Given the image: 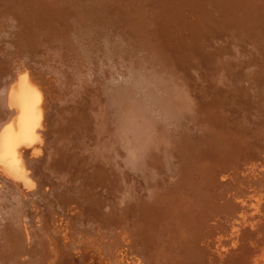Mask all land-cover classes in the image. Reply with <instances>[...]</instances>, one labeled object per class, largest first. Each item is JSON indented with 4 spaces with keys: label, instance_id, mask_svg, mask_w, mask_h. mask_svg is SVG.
I'll return each instance as SVG.
<instances>
[{
    "label": "bare ground",
    "instance_id": "obj_1",
    "mask_svg": "<svg viewBox=\"0 0 264 264\" xmlns=\"http://www.w3.org/2000/svg\"><path fill=\"white\" fill-rule=\"evenodd\" d=\"M168 2L80 0L74 5L72 0H0L1 7L6 12L11 9L8 14L16 19H7L4 12L7 22L4 17L0 20V48L4 45L0 54V164L7 174L19 180L26 177L6 158L10 120L17 112L10 103L24 114L23 101L27 100L10 95L19 72L11 62L18 54L13 50L17 46L19 55L37 54L40 67L58 76L54 80L61 96L46 107V130H39L46 135L43 153L38 164L29 166H35L46 181L69 186L77 199L83 198L80 206L87 223L81 217L75 234L94 243L95 236L115 238L120 231L135 230V246H140L142 256L151 247L153 254L158 250L166 255L164 264H207L202 254L207 252L206 241L217 248L212 223L219 212L243 211L251 203L254 188L256 192L262 189L264 197V61L254 63L257 57L264 59V0ZM186 9H194L191 13L198 18L191 13L181 15ZM180 27L191 33L192 47L183 46L185 34ZM53 28L57 32L50 37ZM224 31L230 37L221 39L218 34ZM235 46L242 54L236 59ZM67 76L72 81L69 85L65 84ZM21 80L24 89L28 80ZM235 103L243 106L235 107ZM252 107L253 112L249 111ZM4 175L0 176L1 264L19 252L23 240L17 227L23 194L15 191V178ZM254 179L257 187L249 186ZM233 183L239 185L232 187ZM110 193L116 197L110 198ZM52 201L59 202L58 197ZM129 206L136 210L134 219L131 212L127 214ZM240 211L245 217L246 212ZM100 220L105 229L100 225L102 232L93 234L97 226L93 222ZM67 251L69 260L74 251ZM217 251H211L214 259L209 255L213 262L209 264H217L216 255L223 258L224 253ZM260 255V260L256 256L246 264H264V253Z\"/></svg>",
    "mask_w": 264,
    "mask_h": 264
},
{
    "label": "rangeland",
    "instance_id": "obj_2",
    "mask_svg": "<svg viewBox=\"0 0 264 264\" xmlns=\"http://www.w3.org/2000/svg\"><path fill=\"white\" fill-rule=\"evenodd\" d=\"M72 1H73V4L75 5L80 0H72ZM168 1H169L168 3H170L171 0H168ZM152 2L157 4L159 2V0H152ZM172 4H173V1H172ZM8 8L9 7H7V10H8ZM154 8H155V6H154ZM159 8H161V7H159ZM187 8H189V7H187ZM0 9H3L4 10V8L1 7V4H0ZM156 9H158V8L156 7ZM0 11H2V10H0ZM15 11H19V10L16 9ZM193 11H194V9L193 10H189V9L187 10L186 9V10H183L181 12V15L190 14ZM4 12H5V14L7 13L6 14L8 16L7 19L10 18V17H11L10 19H12V20L15 19V17H12V14H8V13H12V10L11 9L6 12V7H5V10L2 12V14ZM212 13H213L212 14L213 16H215L216 18H218V16H216V13L215 12H212ZM0 14H1V12H0ZM5 14L0 15V20L1 21H2V18L4 16H6ZM194 15H195V17H194L195 19H196V17L198 18L197 13H194L191 16L193 17ZM5 20H6V18L4 17L3 18V21H5ZM15 20H14V22H15ZM6 22H7V20H6ZM81 26H82V24H81ZM180 28L182 30V27H180ZM201 28H203L202 30H205V27L204 26H201ZM183 30H185V29H183ZM183 30H182V32H184V34L187 36V37L185 35L182 36V39H184V40H182V42H184V41L186 42L187 41L186 43L185 42L182 43L183 46L186 45L188 47H192L193 39L191 38L192 37L191 33H189L188 31L187 32L186 31H183ZM202 30H200V32L201 33H204V31H202ZM197 31L199 32V30H197ZM56 32H57L56 29L53 28L52 31H49L48 32V35H50V37H51ZM44 33L47 34L46 31ZM228 35H229V33L226 32V31H224L222 34L221 33L218 34V36L221 39L222 38L225 39V38L230 37V35L229 36ZM189 42L191 43V45L189 44ZM217 43L222 48L225 46V43L224 42L218 41ZM231 45L232 44L230 43V46ZM2 47L4 48V45H2L1 48H0V54H2V51H3V48ZM234 48L236 49L234 51V53L236 55L235 56L233 55L234 58L235 59L236 58H240L242 56V54L241 53H238V50H239L238 46H235ZM13 50L16 53H18V54H16V56L15 55L13 56L14 58H12V61L11 62L14 64V66H13L14 67V70H17L18 69V71L20 73L18 72L17 73L18 75L16 74V76H15L13 82H12L13 83L12 86H14L13 90H15L13 92L15 94L12 91H10V95L11 94H13L15 96H16V94L17 95H22L23 99H26L27 98V100H24L23 101V103H25V101H26V106L25 107L23 106V108L25 109L24 110V114L21 112L20 109H18V107L16 105L10 103V108L14 109V111L17 110V112H15L13 114L14 117L11 116V120H10V121H12L11 124H10L12 128H11V132L8 135L9 136V140H8V143H7V146H6L7 153L8 154H7L6 158L8 160H10V161H13V163L15 164V166L18 169H20L21 172L23 171L22 174L24 176H26V177L19 180L18 178H15L13 176V174H11L8 170H7L8 171V174H7L6 173V169L4 170L3 165L0 164V173H1L0 176L2 177L4 174H6L7 177L4 175L5 178H8V177H11L12 178V177H14L15 180L14 181L12 180V183H13V185L15 187V191L17 190L20 193V195L23 194L22 195V198H23V200H22L23 203L22 204H23V206H21V211L22 212L20 211V213H19L20 216L18 215L19 221H18V225H17V227L19 229V232H20V236H21V238H23V240L21 242V247L18 250L19 252L16 255H14L13 257H11L9 259V262H7V264H62V261L63 260L64 261H68V262H65L63 264H71L72 263L71 260L74 262L72 264H108L111 260L112 261H115L116 260L114 263H117V264H150L149 262H151V264H164L163 262H165L164 258H166L165 257L166 255L164 254L162 256L161 252H158V250H156V253L158 255L156 253L153 254L152 251H151V247H148L147 254H144V256L141 255V248H140V246H138V247L135 246L137 244H135L136 241L133 238L134 237L133 234L136 235V232H137L136 231L134 233L135 230L132 231L133 233L127 232V231L124 232V233L122 231V233H121V231H120L119 232L120 235L119 236H116L115 238H110V237L109 238L108 237L105 238V236H103V235L101 237L100 236L99 237L95 236L96 239L98 238L97 241L96 240H93L94 243H95V241L97 242L96 244H94L93 242H91L90 239L88 237H86V236H85L86 239L85 238L83 239V235L81 236L80 234H75L74 228H75V225L77 224V221L80 220L81 217L84 219V221L86 220L84 218V217H86L85 216L86 214H84V212H82L81 209L83 207L80 206L81 205L80 202H81V198L82 197H80L79 199H77L75 197V196H78L77 195V192L72 191L69 186H63V185H61V187L66 188V189H63L60 186H58L59 185L58 183H55V182L54 183L53 182L51 183L49 181H46L40 172L37 173V170L35 169V166H33V167H30L29 166V165H33V164L34 165L35 164H38V162H39L38 159L41 158V155L43 153L42 151H43V148H44V142L46 141L45 140V136L46 135L44 134L43 131L46 130V128L44 127V125L47 123L46 122V119H45L46 115H45L44 111H45V109H46L47 106L48 107L50 106L51 103H55V102H58L59 101V98H56V97H58L59 94L61 96V93L59 92L58 84L55 83V80H54L55 78L57 80L58 79V76L53 72V70H50V69H47V68L45 70V68L40 67V64H38V63H39V61H41V59H39V58L36 59L37 57H39L37 54L33 55L34 53L31 52V54L29 53L31 55L30 57H29V54H24V55L21 56V54L19 55L17 46H14L13 47ZM32 55L34 56V58H33ZM35 56H37V57L35 58ZM31 57H32V60H31ZM33 60L36 61V62L34 63ZM244 61L246 63H249L246 60H244ZM259 61L262 62V61H264V59L257 57L256 60H254V63H260ZM232 63L236 64L235 61H233ZM9 69H10V67H9ZM9 71L11 72V69ZM194 74L197 75L195 72H194ZM17 76L20 77L21 79L23 77H25L26 80H28L27 81L28 82V85L26 87H24V89H21L20 88L21 85H22L21 84L22 80L20 78H19L20 80H18L17 79ZM66 79L69 82H67L65 84L66 85L67 84L69 85V83L72 82V81H71V79H70L69 76H67ZM260 82H261V80H259V83ZM219 87L220 86L218 85V88ZM232 97H233V94H232ZM8 98H9V96H8ZM234 99L236 100V98H234ZM44 101H46L47 103H45ZM236 102H238V101L236 100ZM240 105H238V104L235 103V107L240 108L241 106H243V105H241V106ZM42 107H44L43 110H42ZM254 108L255 107H252V109H249V111H252L253 112V109ZM234 110L236 111V109H234ZM237 111H238V109H237ZM248 115L250 116V114H248ZM19 121H21V122H19ZM21 123L22 124L24 123V125H22ZM35 128H36V130H35ZM39 130H43V131L42 132L41 131L39 132ZM251 131H253V130H251ZM246 134L249 135V133H246ZM246 134H245V136H247ZM254 145H259V142L258 143L256 142V144H254ZM32 162H33V164H32ZM22 164H24V166ZM32 169L35 170L34 172H36V174L35 173L32 174L33 173L32 172ZM24 172H25V174H24ZM9 174H11V176ZM29 175H30L31 179H30ZM34 176H37V177H35V180L36 181H34ZM38 176H39V178H38ZM1 177H0V179H1ZM135 177L136 176H133V180H136ZM21 180H23V181H21ZM262 180H263L262 181L263 184H261V188H263V186H264V178ZM112 181H111V184L114 182V181L113 182ZM17 182H19V183L17 184ZM134 182H136V181H134ZM238 182H239V184H241L240 181H238ZM22 183L25 184V185H23ZM239 184L236 183V185H235V183H233L232 187L234 185H235L234 187H237ZM247 184L249 185V183H247ZM247 184L245 186H248ZM255 185H257V184H256V180L254 179V183H250L249 186L257 187ZM36 186L38 188L40 186H42V187L39 188V192L38 193H37L38 190L36 189ZM56 187H58V188H56ZM111 187H113V185ZM225 187H227V186H225ZM229 188H231V187H229ZM22 189H23V191H22ZM41 189H43L44 192ZM52 189L54 191H57V192L54 193V191ZM24 190H26V192ZM47 190H48V192H46ZM49 190H51V191H49ZM221 190H222V188H219L218 189V192L219 193L217 194V196H219V194L221 193L220 192ZM260 191H262V189H260ZM260 191H257L256 192L255 191V188L253 189V192H251L252 197H250L249 198V201H248V203H250V202L251 203L244 207L246 210L243 209V211H240V209H237L236 210V213L234 212L232 214H228L226 212L221 211V212H219L218 217H215L216 220L212 223V225L213 226H216V229L214 230L213 229V226H212V231L214 230V232L217 234V237H218V243L217 244L218 245H217V248L215 247V249H214V247H211V245H209V242L208 241L205 242L206 243V247L208 248V250L206 248V251L207 252H205L202 255L205 256L204 257L205 259L207 258L205 260L206 263L208 262L207 264L213 263L210 260L211 258L209 257V255L213 257V255L211 254V251L216 250V249L218 250L217 252L220 253L221 255L224 253V256H222L223 258H221V256H219V255L218 256L216 255L217 264H222L223 262H224L223 264H234V263L235 264H238L239 262H240V264H246L248 261L251 260V258L252 259H255L256 256L259 258V260L262 258V256L260 254H263L264 253V250H263V248H264L263 247L264 246V244H263V242H264V231H263V229H264V197L261 196V192ZM49 192H51L49 194V196L48 195L46 196L45 193L48 194ZM33 193H34V195H33ZM52 193L55 194V195L52 196L51 195ZM57 194H58V196H57ZM59 195H61V196L63 195V197L65 199H62L63 197H61V196L59 197ZM34 196H35V198L37 200L35 198L33 199ZM45 196L46 197H49L50 199L49 198H48L49 200L46 199ZM55 197H58L59 202L56 203V201L55 202L52 201V199H55ZM109 197L110 198H115L116 195L114 193H110ZM66 198H67L68 201L66 200ZM38 199H40V201L41 202H44V203H41L40 201H39L40 203H38L37 202ZM75 200L76 201L79 200V204H78V202H75ZM50 201H52V203H55L56 207L54 205H51V202ZM221 202H223V200H221ZM48 204L51 205V206H49ZM57 204H59L60 207ZM41 205H43V206H41ZM25 206H27V207H25ZM41 207L42 208L44 207V209L46 207V209L44 210ZM53 207H55V208H53ZM57 207H58V209H57ZM253 207H254V209H253ZM259 207H260V209H259ZM128 209L131 210V211L129 210V212L127 213L128 215H130V214L131 215L136 214V210L132 209V206H129ZM133 210H134V212H133ZM38 211H41V212H38ZM237 211H238V213L240 211L241 214L244 213V212H246V216L242 218L241 215H240V213L238 214ZM236 215H237V217H236ZM134 216L135 215H133V217H131V218L134 219ZM111 218L113 220V217H111ZM232 218H233V220H232ZM237 218H238V220L236 221ZM219 219H220V221H218ZM228 219H229L230 222L229 221L227 222ZM112 220L110 219V221H112ZM223 221H226V222H224L225 223L224 226H222L224 224ZM235 221H236V223H235ZM85 222L87 223V221H85ZM15 223L17 224V222H15ZM93 223L95 225H97L98 227L95 226L96 227L95 228L96 230H95V232L93 231L92 233L95 234L97 231H98V233L102 232V230H100L101 228H99V226L101 225L102 228H103L104 227L103 226L104 224H102V223H104V222H102L100 220V222L97 221V222H93ZM130 223L132 225V224H134V221L133 222L130 221ZM135 223H136V221H135ZM217 223H218V225H217ZM228 224L229 225L230 224L231 225L233 224V226H232L233 229ZM240 224H242V225H240ZM251 224H253V225H251ZM107 225H109V224H107ZM227 225L229 227H227ZM238 225L240 227H238ZM86 226L87 225H85L84 227H86ZM225 226L227 228H231V229L228 231V229ZM105 227H107L106 226V223H105ZM103 229H105V228H103ZM258 230L260 232V235H258L259 234ZM261 230H262V233H261ZM31 233H33V234H31ZM226 233H228V234H226ZM250 233H252V234H250ZM32 235H34V237ZM75 235L76 236L78 235V236L75 237ZM126 235H128V236H126ZM233 235H235V236H233ZM253 236H256L255 238L257 240ZM221 237H222V239H221ZM228 237H230V238H228ZM100 240H102V241H100ZM105 240H106V242H105ZM232 240H234V241H232ZM258 240H260V241H258ZM86 241H88V242H86ZM104 243H105V245L108 244L107 245L108 246V251L106 250V247L104 248ZM75 244H77V245H75ZM88 244L91 245V246H89ZM109 244H111V245H109ZM248 244H249V246L250 245L252 246V247H250V250H249ZM85 245H86V247H84ZM98 246H99V248H98ZM77 247L79 249H77ZM87 247H89V248H87ZM91 247H93L92 248L93 250L91 249V251H89ZM256 247L258 249H256ZM253 248H255L254 249L255 252L254 251L253 252L251 251ZM67 250H69V252H71V254L74 251L73 252V255L75 257L79 256L80 259H78V257H77L76 258L77 260H76L74 256L72 257V255H70L69 258L72 257L71 259H69L70 262H71L70 263L69 260H68V258H67V253H68ZM104 250L107 251V252H105ZM241 250H243V251H241ZM78 251H81V252L77 253ZM6 252H8V250H6ZM238 252L239 253L241 252V253L239 254ZM61 253H64L63 254V257H62L63 259L61 257H59L61 255ZM80 253H82L83 255L80 254ZM107 254H108V256H107ZM172 254H173V252H172ZM215 254H217V253H215ZM241 254H242V256H241ZM145 255L146 256H150L151 255V256L149 258V257H146ZM64 256L67 258V260L65 259ZM172 257L173 256H171V258ZM224 257H226V258H224ZM219 258L220 259H223V260L220 261ZM107 259L109 261H107ZM212 259H214V257ZM31 260H32V262H31ZM59 261H61V262H59ZM112 261L109 264H113ZM147 261H149V262H147ZM259 263H260V261H259ZM3 264H6V262H4ZM256 264H257V262H256Z\"/></svg>",
    "mask_w": 264,
    "mask_h": 264
}]
</instances>
